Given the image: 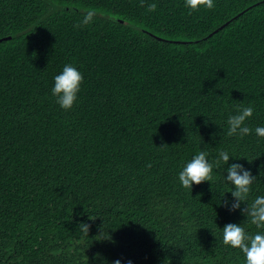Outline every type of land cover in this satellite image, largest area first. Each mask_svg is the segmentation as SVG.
<instances>
[{
    "label": "trees",
    "instance_id": "obj_1",
    "mask_svg": "<svg viewBox=\"0 0 264 264\" xmlns=\"http://www.w3.org/2000/svg\"><path fill=\"white\" fill-rule=\"evenodd\" d=\"M213 4L0 0V264H244L222 241L246 219L221 203L226 165L178 182L201 148L226 150L257 176L249 202L264 195V138L227 126L241 105L264 125V0ZM69 63L83 81L63 110L51 87Z\"/></svg>",
    "mask_w": 264,
    "mask_h": 264
},
{
    "label": "clouds",
    "instance_id": "obj_2",
    "mask_svg": "<svg viewBox=\"0 0 264 264\" xmlns=\"http://www.w3.org/2000/svg\"><path fill=\"white\" fill-rule=\"evenodd\" d=\"M201 3L208 8L214 6L213 0H184V6L190 10L197 9ZM148 8L150 11L155 10L156 4L151 3ZM94 17V11L86 12L77 26L92 23ZM82 81V73L70 63L65 64L62 70L53 77L51 95L55 97V101L61 109L70 110L73 108ZM253 112V106L241 105L234 113L229 114L227 117L228 135L243 138L254 132L258 138H264V125H258L253 129L247 124V121L253 116ZM230 158L233 161L243 159L232 157L226 150H219L214 162L209 159V153L201 148L197 154L183 164L178 173V182L181 187L192 192L193 185H199L213 179L214 163L216 166H219L221 162L224 163L226 167L223 182L230 186L231 191L229 192L232 200H225L224 193L221 203L230 212L239 210L246 219L242 223H228L222 229L219 228L222 232V241L224 245L240 250L244 257V264H264V195H257L249 202L252 185L257 180V176H254L251 170L246 169L241 163H229ZM246 222L255 225L259 231L255 233L247 231L244 227ZM79 226L81 231L88 235L89 224L81 223ZM97 236L100 240L111 239L109 232L101 231ZM93 260L94 264L96 262L98 264H122L120 259L109 262L101 253H96ZM127 264H132V262L127 261Z\"/></svg>",
    "mask_w": 264,
    "mask_h": 264
}]
</instances>
